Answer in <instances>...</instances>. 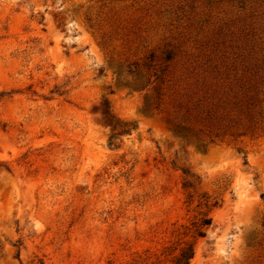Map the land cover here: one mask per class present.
Masks as SVG:
<instances>
[{"label":"rangeland","instance_id":"obj_1","mask_svg":"<svg viewBox=\"0 0 264 264\" xmlns=\"http://www.w3.org/2000/svg\"><path fill=\"white\" fill-rule=\"evenodd\" d=\"M0 161V264H264V0H0Z\"/></svg>","mask_w":264,"mask_h":264},{"label":"trees","instance_id":"obj_2","mask_svg":"<svg viewBox=\"0 0 264 264\" xmlns=\"http://www.w3.org/2000/svg\"><path fill=\"white\" fill-rule=\"evenodd\" d=\"M3 168L10 170L5 162L0 161V170ZM213 222V217L204 213L198 220H194L190 224H182L181 227L184 230L179 233L180 237L177 241L164 246L159 253H154L146 258H142V255L147 254L149 249L143 254L136 252L137 256L130 264H193L197 243L199 239L208 235V230Z\"/></svg>","mask_w":264,"mask_h":264}]
</instances>
